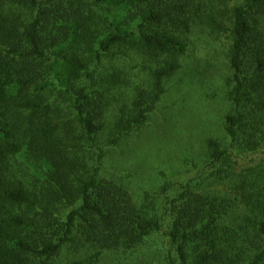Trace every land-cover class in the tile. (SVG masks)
<instances>
[{
    "label": "trees",
    "instance_id": "1",
    "mask_svg": "<svg viewBox=\"0 0 264 264\" xmlns=\"http://www.w3.org/2000/svg\"><path fill=\"white\" fill-rule=\"evenodd\" d=\"M11 2L15 9L0 4V264H62L65 248L84 254L64 264H97L161 233L169 264H264V0L235 1L230 20L220 10L226 0ZM199 20L232 36L229 144L207 141L217 189L186 186L166 208V229L164 213L101 176L100 137L108 130L116 144L149 120ZM122 48L159 64L110 127L109 104L120 100L105 97L95 72ZM61 96L79 131L57 116Z\"/></svg>",
    "mask_w": 264,
    "mask_h": 264
},
{
    "label": "rangeland",
    "instance_id": "2",
    "mask_svg": "<svg viewBox=\"0 0 264 264\" xmlns=\"http://www.w3.org/2000/svg\"><path fill=\"white\" fill-rule=\"evenodd\" d=\"M235 1L241 0L219 3L225 20H230L231 4ZM6 2H9L7 6ZM0 4L8 10L16 7L11 0H0ZM185 37L189 45L186 54L180 57L181 68L166 79V91L149 120L116 144L107 143L108 130L100 137L106 148L101 176L125 186L139 207L151 213H164L166 229L170 226V212L166 208L186 186L203 190L214 185L217 189L211 176L215 170L207 165V141L217 138L229 144L222 122L226 113L234 109L229 98L233 86L230 33L213 32L199 20ZM158 64L157 58L134 48H122L119 53L102 58L95 72L96 82L105 90L106 98L120 100L109 104L110 127L119 106L131 104L136 88L151 86L152 70ZM58 98L57 116L62 125L66 122L77 125L76 116L69 112L68 101L62 96ZM87 152L92 154L90 150ZM170 181L171 187L164 189ZM164 234L130 252L123 249L117 253L105 252L97 264H169L167 256L172 250ZM83 254L65 248L56 260L64 264ZM172 254L176 257L175 252Z\"/></svg>",
    "mask_w": 264,
    "mask_h": 264
}]
</instances>
